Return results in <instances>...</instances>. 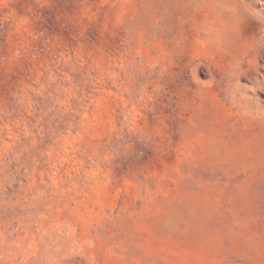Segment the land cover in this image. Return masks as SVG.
<instances>
[{
    "label": "rangeland",
    "instance_id": "rangeland-1",
    "mask_svg": "<svg viewBox=\"0 0 264 264\" xmlns=\"http://www.w3.org/2000/svg\"><path fill=\"white\" fill-rule=\"evenodd\" d=\"M0 264H264V0H0Z\"/></svg>",
    "mask_w": 264,
    "mask_h": 264
}]
</instances>
